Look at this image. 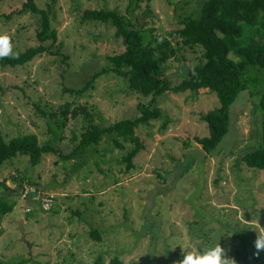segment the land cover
Masks as SVG:
<instances>
[{
    "label": "rangeland",
    "instance_id": "obj_1",
    "mask_svg": "<svg viewBox=\"0 0 264 264\" xmlns=\"http://www.w3.org/2000/svg\"><path fill=\"white\" fill-rule=\"evenodd\" d=\"M26 0L0 3V34H7L12 53L37 45L38 15L17 11ZM204 0H150L143 2L134 18L153 28L158 40L179 38V20L196 15ZM47 9L53 0H37ZM128 0H56L52 26L57 44L68 58L44 53L16 67L0 66V129L6 140L36 133L42 143L50 142L69 155L77 145L74 132L82 130L85 116L70 117L54 130L38 106L70 111L87 105L95 122L106 125L140 115L139 104L157 105L163 114L137 128L145 147L133 158L128 170L122 159L126 148L116 146L113 135L104 134L98 145L63 158L61 153L44 154L32 166L20 156L0 167V181L18 187L15 177H30L40 189L56 196L55 211L33 208L25 212L27 200L20 195L12 212L0 215V257L7 264H92L99 254L106 261L119 257L124 264H173L185 253L210 247L207 232L224 246L226 256L236 264H264V251L255 255L256 223L264 226V171L243 168L240 158L260 145L261 113L255 109L256 94L249 89L238 95L230 108L234 116L230 130L217 150L206 154L196 137L207 136L201 113L219 105L216 93L207 88L182 93L168 91L160 96L132 92L127 78L113 72L102 74L81 95L67 87L80 88L108 62V56L125 50L109 23L79 20L87 8L117 9L127 14ZM147 3H149L147 5ZM149 7L150 14L144 11ZM181 46V45H179ZM201 48L185 46L178 52L198 62ZM65 59V62H63ZM258 82L253 91L264 88V72H251ZM185 68L171 57L164 75L177 84ZM169 119L167 127L163 123ZM14 176V177H13ZM10 178V179H9ZM25 178L24 183H27ZM0 190H3L0 187ZM25 219L27 242L20 241L18 221ZM202 221V226L190 222ZM97 229L100 239L92 236ZM243 235V237L238 233ZM217 236V237H215ZM249 255L244 258L238 249Z\"/></svg>",
    "mask_w": 264,
    "mask_h": 264
},
{
    "label": "trees",
    "instance_id": "obj_2",
    "mask_svg": "<svg viewBox=\"0 0 264 264\" xmlns=\"http://www.w3.org/2000/svg\"><path fill=\"white\" fill-rule=\"evenodd\" d=\"M2 1L0 0V3ZM144 1L149 2L150 0H128L127 14L107 7L87 8L79 13V20L82 23L98 21L114 26L116 36L124 39L125 50L109 55L107 64L91 74L85 85L80 88L67 87L66 90L72 94L81 95L93 86L97 77L109 72L127 78L129 89L145 96L156 97L168 91L182 93L207 88L216 93L219 105L201 113V119L207 123L209 134L196 137V140L202 145L206 154H212L230 130L234 117L230 115L232 104L241 91L249 89L250 95L256 94L257 96L255 109L261 113L262 117L259 133L260 145L247 151L240 158L239 161L242 164L240 170L246 167L252 171H264V88L259 89L258 94L253 91L252 87L258 86V82H255L258 78L251 73L252 71L264 72V0H204L196 15L189 14L180 18V27L174 31L179 37L176 40L178 45H174L168 38L158 40L153 34V28L139 25L135 20L134 14L142 7ZM55 2L56 0H53V3H49L47 9H44L38 5L37 0H26L20 9L7 15L10 17L14 13L25 12L37 14L39 42L24 51L0 58L1 67L22 66L44 53L68 58L61 49L63 43L57 44L58 32L51 22ZM144 13L150 14L149 7ZM185 46L201 48L199 63L190 62L183 54L178 56V52ZM171 57L176 58L185 68L184 76L175 85L170 78L163 76L165 66ZM63 62L66 63L65 59ZM70 107L71 103H68L67 108L57 112L38 106V111L47 119L52 130L64 127L70 115L72 117L80 114L85 116L87 122L82 130L74 132L72 140L78 142L72 153L63 155L60 148H56L50 142L42 143L36 133L20 134L6 140L0 129V167L20 156L28 157L32 166L38 165L47 153H61L63 158H68L92 145H98L104 134L108 133L113 135L116 146L121 149L126 148V143L131 144L122 159L127 163L126 168L130 170L134 168L133 158L145 147V140L137 132L138 126L163 117L157 105L142 103L138 105L140 115L102 125L95 122L94 114L87 105H78L71 111ZM168 122L169 119L163 123L164 128L167 127ZM25 178L39 187V184L28 176L15 177L13 181L18 187L7 185V179L0 181V187L3 188L0 190V215L3 216L13 211L16 204L15 199L20 194ZM55 207L53 205L51 210L55 211ZM33 208L39 209L35 205ZM201 222L195 220L190 224L202 226ZM91 234L97 240L100 239L97 229H94ZM203 234L210 247L219 243L224 248L219 236L218 240H213L211 234L207 232ZM240 235L243 237L241 233ZM202 246V244L199 245L200 250L205 249ZM238 252L243 254L244 258H250L240 248ZM25 263L23 259L17 264ZM0 264H7V261L0 257ZM92 264L124 263L117 256L107 262L105 255L101 253Z\"/></svg>",
    "mask_w": 264,
    "mask_h": 264
},
{
    "label": "clouds",
    "instance_id": "obj_3",
    "mask_svg": "<svg viewBox=\"0 0 264 264\" xmlns=\"http://www.w3.org/2000/svg\"><path fill=\"white\" fill-rule=\"evenodd\" d=\"M11 54L12 45L9 36L7 34H0V58L10 56ZM254 231L257 234L254 241L255 255L258 256L260 251H264V226H261L259 221H257ZM181 255L182 259L174 261L173 264H236L235 259L226 256L225 249L219 243H216L214 247L193 250L187 253L182 249Z\"/></svg>",
    "mask_w": 264,
    "mask_h": 264
},
{
    "label": "built area",
    "instance_id": "obj_4",
    "mask_svg": "<svg viewBox=\"0 0 264 264\" xmlns=\"http://www.w3.org/2000/svg\"><path fill=\"white\" fill-rule=\"evenodd\" d=\"M20 197L28 202L25 208V212L27 213L32 211V206L30 204L37 206L44 212H49L56 201V196L54 194L42 191L37 185L29 181L27 183L23 182Z\"/></svg>",
    "mask_w": 264,
    "mask_h": 264
},
{
    "label": "water",
    "instance_id": "obj_5",
    "mask_svg": "<svg viewBox=\"0 0 264 264\" xmlns=\"http://www.w3.org/2000/svg\"><path fill=\"white\" fill-rule=\"evenodd\" d=\"M24 223H25V219H21L18 221V225H19L20 232H21L20 241L27 242L29 244L27 240V234H26V230L24 227ZM29 246H31V244H29Z\"/></svg>",
    "mask_w": 264,
    "mask_h": 264
}]
</instances>
